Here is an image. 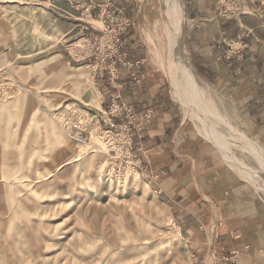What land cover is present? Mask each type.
Returning <instances> with one entry per match:
<instances>
[{
  "label": "rangeland",
  "instance_id": "rangeland-1",
  "mask_svg": "<svg viewBox=\"0 0 264 264\" xmlns=\"http://www.w3.org/2000/svg\"><path fill=\"white\" fill-rule=\"evenodd\" d=\"M141 1L145 10L130 16L146 21L136 25V38L147 80L131 85L162 88L172 99L165 116L174 128L162 149L142 135L138 171L118 181L107 178L115 153L110 142L96 134L91 142L78 141L56 118L68 103L100 113L106 95L93 64L78 59L74 45L89 33L66 28L51 2L0 0V264H241L243 252L252 260L256 250L264 261V112L200 75L184 27L179 40L203 99L184 85L185 101L176 99L173 76L184 79L169 40L175 29L164 27L167 1ZM183 1L187 16L190 5ZM112 121L118 130L121 120ZM208 128L220 131L229 157ZM155 146L180 161L171 178L152 167Z\"/></svg>",
  "mask_w": 264,
  "mask_h": 264
},
{
  "label": "crops",
  "instance_id": "crops-1",
  "mask_svg": "<svg viewBox=\"0 0 264 264\" xmlns=\"http://www.w3.org/2000/svg\"><path fill=\"white\" fill-rule=\"evenodd\" d=\"M40 1L51 2L52 11L63 18H69L68 20L63 19L65 21L63 25L66 28L76 29L77 34L95 31L90 27L89 19H87L91 12L95 14L98 10L92 8L90 11L89 1L91 0ZM186 1L187 6L190 5V7L187 16L185 12V44L189 48L200 75L238 91L245 107L250 105L264 112V0H240L247 10L240 18H223L217 15L216 0ZM122 2L128 15H140L141 10H145L141 0H122ZM141 19H143L142 22L136 23L138 28L141 23L144 25L146 22L142 16ZM136 25L129 34V46L134 49L133 58L144 59L141 49L137 48L141 46V43L136 38ZM146 66L147 63L144 60L140 70L144 80H147ZM123 77L125 87L122 94L126 95L130 103L139 109L152 107L157 110V114H154L149 122L144 123L141 134L145 136V140L151 141L162 149L168 141L167 133L174 128L173 120L168 117L170 114L165 116L172 105V99H169L162 88L152 86L153 82L150 83L151 88H148L150 86L148 82L144 86H132L128 82L127 75ZM109 94L107 91L105 96L107 101L112 99ZM245 94L247 97L243 96ZM261 119L264 120V116ZM155 147L156 152L153 151L151 158H154L157 165H152V167L163 168L159 171V175L165 173V169L167 173H170L167 177L171 178L172 173L179 172L180 161L175 162L166 150L160 149L161 151L157 152V146ZM172 162H175L174 167ZM174 168H177L176 172ZM188 225L191 236L194 234V224L191 222ZM257 245L255 244L254 251ZM246 253L243 252L241 264H264V261L260 260L255 253H253L252 260L248 259L249 255Z\"/></svg>",
  "mask_w": 264,
  "mask_h": 264
},
{
  "label": "built area",
  "instance_id": "built-area-1",
  "mask_svg": "<svg viewBox=\"0 0 264 264\" xmlns=\"http://www.w3.org/2000/svg\"><path fill=\"white\" fill-rule=\"evenodd\" d=\"M216 1L217 15L223 18H240L247 11L240 0ZM92 8L98 10L95 14L90 13L91 19L100 21L102 26L97 29L93 21L89 19L88 22L97 31L82 34L79 38L82 41L74 45L79 52L78 59H85L93 64V77L99 91L105 95L108 91L112 100L107 106L104 104L107 98L104 97L101 109H98L100 113L68 103L67 109L59 115L56 114V118L67 135L78 141L91 142L94 134L106 143L109 141L111 148L117 154L110 155V166L106 170L107 178L110 180L116 178L119 181L126 172L138 171L141 160L136 148L141 146L136 143L142 137L141 130L145 121L151 119L153 113L152 111L142 112V109L137 111L132 103L121 99L122 90L125 87L123 75H127L129 83H138L143 80L140 67L144 59L133 58L129 46V34L136 25V18L126 13L122 0H91L89 1L90 11ZM105 116H108V120ZM114 117H119L121 120L118 130H115L116 123L112 121ZM115 141L121 148L119 152L115 148ZM122 148L125 149L124 154H122Z\"/></svg>",
  "mask_w": 264,
  "mask_h": 264
},
{
  "label": "bare ground",
  "instance_id": "bare-ground-1",
  "mask_svg": "<svg viewBox=\"0 0 264 264\" xmlns=\"http://www.w3.org/2000/svg\"><path fill=\"white\" fill-rule=\"evenodd\" d=\"M166 1H167L165 4L166 21L164 23V27L169 28V29H171V28L175 29L174 33H172L173 34L172 37L171 38L169 37L170 38L169 40H170L171 48L174 50V52L176 54L174 56V59H175L174 61L176 62L175 67H177V69H179V73L181 74V77L184 79L183 80L184 82H180L175 77V75L173 76L174 77L173 89H172L173 90L172 93L174 94L173 96H175V98L178 100H182V102H183V100L185 101V99H183L182 98L183 96L181 95L182 86L184 85L186 90L189 88L195 94L196 98L201 100V99H203L201 97V96H203V94L200 90L201 83L196 77V70H195L194 65L191 62L187 47L183 44V42L180 43V40H179L181 33L183 31V27H184L183 26L184 19H185L184 10H183L184 1L183 0H166ZM178 40H179V43H178ZM175 74H177V73H175ZM202 90H203V87H202ZM205 110H208V107ZM204 113H205V111L202 112V115H204ZM208 131L210 132L211 137L214 139V141L215 140L218 141V144L220 145V147L224 151V154L227 157H229V153L226 152V150H225L224 142H222V140L220 139L221 138V136L219 135L220 131L215 130V129L212 131L209 129ZM241 135L246 138V141L248 142L249 146L253 147V149L254 148H256V149L260 148L259 144L257 142H255L256 140L253 141L250 137H248L245 134H241ZM75 159H78V156H76ZM262 161L264 162V160H262Z\"/></svg>",
  "mask_w": 264,
  "mask_h": 264
}]
</instances>
